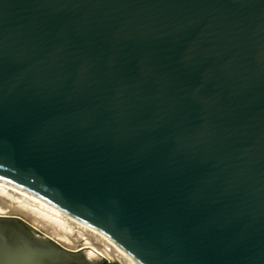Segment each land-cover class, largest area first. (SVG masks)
<instances>
[{
	"label": "water",
	"instance_id": "1",
	"mask_svg": "<svg viewBox=\"0 0 264 264\" xmlns=\"http://www.w3.org/2000/svg\"><path fill=\"white\" fill-rule=\"evenodd\" d=\"M0 183L131 264H264V0H0ZM35 233L0 264H108Z\"/></svg>",
	"mask_w": 264,
	"mask_h": 264
},
{
	"label": "bare ground",
	"instance_id": "2",
	"mask_svg": "<svg viewBox=\"0 0 264 264\" xmlns=\"http://www.w3.org/2000/svg\"><path fill=\"white\" fill-rule=\"evenodd\" d=\"M17 215L25 219L39 238H49L71 249L81 250L92 262L103 259L108 264H131L97 230L81 220L32 196L0 183V215ZM10 255L7 263L10 261ZM13 260V259H12ZM17 264L16 259L13 263Z\"/></svg>",
	"mask_w": 264,
	"mask_h": 264
}]
</instances>
